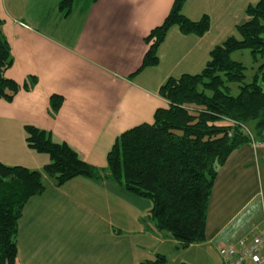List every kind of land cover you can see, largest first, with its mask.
<instances>
[{"label": "crops", "instance_id": "crops-1", "mask_svg": "<svg viewBox=\"0 0 264 264\" xmlns=\"http://www.w3.org/2000/svg\"><path fill=\"white\" fill-rule=\"evenodd\" d=\"M61 1L0 0L14 60L6 76L20 86L11 101L0 100V163L44 169L49 156L27 143L25 128L34 126L106 171L117 138L168 108L161 86L199 71L233 25L234 11L227 15L222 7L208 15L205 6L222 0H186L183 13L191 20L208 15L210 29L198 37L172 27L159 46V63L142 67L145 37L175 0H74L67 14ZM248 1H227L237 6L236 23ZM52 97L61 100L58 110ZM252 134L255 142L232 152L220 168L206 237L196 246H228L252 229L264 234V140ZM42 182L44 192L28 200L18 224L20 264H144L176 245L170 233L156 229L152 202L105 177L78 176L59 185L43 173Z\"/></svg>", "mask_w": 264, "mask_h": 264}, {"label": "trees", "instance_id": "trees-1", "mask_svg": "<svg viewBox=\"0 0 264 264\" xmlns=\"http://www.w3.org/2000/svg\"><path fill=\"white\" fill-rule=\"evenodd\" d=\"M185 2L175 0L164 22L145 37L149 48L142 67L159 63V46L172 27L198 37L210 29L208 15L191 20L183 13ZM73 3L62 0L59 7L67 14ZM246 14L248 20L237 26L240 36L213 48L200 73L166 80L159 93L168 108L158 109L153 123L138 125L117 138L106 171L82 161L67 144L54 142L48 132L26 126L29 147L47 154L50 161L43 170L0 163V264H20L18 224L28 200L45 190L43 173L59 185L78 176L105 177L151 200L150 218L156 229L169 232L180 248L204 242L218 172L232 152L251 141L245 123L257 120L258 139L264 140V64L246 82V67L231 58L236 51L253 56L264 52V0L250 4ZM13 63L0 19V100L11 101L20 89L6 76ZM234 86L237 94H232ZM51 102L58 110L61 100L52 97ZM165 263L164 255L144 262Z\"/></svg>", "mask_w": 264, "mask_h": 264}, {"label": "rangeland", "instance_id": "rangeland-1", "mask_svg": "<svg viewBox=\"0 0 264 264\" xmlns=\"http://www.w3.org/2000/svg\"><path fill=\"white\" fill-rule=\"evenodd\" d=\"M228 0H222V5L220 3H214L213 5H206L205 8L208 7L207 12L205 14H217L219 10L225 8L226 14L227 15H233L234 11V16L231 21L233 25L227 32H225L221 37L218 35V33L215 35L217 39L220 37L223 38L222 43L229 37L235 36L239 37V32L237 31V26L246 22L248 20V15L246 14V9L250 5L249 3L252 2L251 4H256L258 1L257 0H250L248 1L247 5L244 7V17L243 19H238V23L235 22V16L237 15V6L234 3H227ZM243 1L242 3H244ZM233 5L234 9H233ZM232 9V10H229ZM210 12V13H209ZM215 16V15H214ZM225 23L228 24L227 21ZM224 23V24H225ZM234 26V27H233ZM233 27V29H232ZM217 31H213L212 33H216ZM207 33V32H206ZM205 33V34H206ZM204 34V35H205ZM220 43V44H222ZM215 48V47H214ZM231 58L235 61L241 62L245 67H246V82H251L253 78L255 77L256 74L259 73L260 67L264 64V52L257 54V56H253L249 51H236L232 53ZM207 62L201 63L199 67V71H197L195 74L200 73L203 68L205 67ZM202 66V67H201ZM238 93V87L234 86L232 90V94H237ZM257 126V120H249L245 123V128L248 132L255 133L257 134L256 130ZM249 135V134H248ZM255 138V137H254ZM252 141V140H251ZM147 199V198H145ZM148 201L151 202V200L147 199ZM258 232H262V230H258ZM166 233H169L165 231ZM171 235V234H170ZM172 239H174L172 237ZM176 245L171 246V245H166L165 247V252H162V255L166 257V263L165 264H223V257H222V251L226 248V244L223 245H217V244H207L204 246H196L197 244H194L188 248H180L179 247V242L176 241ZM156 257H153L151 260H156Z\"/></svg>", "mask_w": 264, "mask_h": 264}, {"label": "built area", "instance_id": "built-area-1", "mask_svg": "<svg viewBox=\"0 0 264 264\" xmlns=\"http://www.w3.org/2000/svg\"><path fill=\"white\" fill-rule=\"evenodd\" d=\"M253 143L255 138L248 132ZM223 264H264V234L252 229L222 251Z\"/></svg>", "mask_w": 264, "mask_h": 264}]
</instances>
